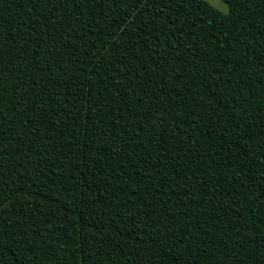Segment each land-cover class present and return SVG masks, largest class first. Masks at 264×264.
<instances>
[{"label": "trees", "instance_id": "obj_1", "mask_svg": "<svg viewBox=\"0 0 264 264\" xmlns=\"http://www.w3.org/2000/svg\"><path fill=\"white\" fill-rule=\"evenodd\" d=\"M226 3L0 0V264H264V0Z\"/></svg>", "mask_w": 264, "mask_h": 264}, {"label": "snow or ice", "instance_id": "obj_2", "mask_svg": "<svg viewBox=\"0 0 264 264\" xmlns=\"http://www.w3.org/2000/svg\"><path fill=\"white\" fill-rule=\"evenodd\" d=\"M225 2L230 3L231 0H225ZM198 4L203 10H205L209 14L216 12V8H215L213 0H198Z\"/></svg>", "mask_w": 264, "mask_h": 264}, {"label": "rangeland", "instance_id": "obj_3", "mask_svg": "<svg viewBox=\"0 0 264 264\" xmlns=\"http://www.w3.org/2000/svg\"><path fill=\"white\" fill-rule=\"evenodd\" d=\"M214 5L217 9H219L222 12L227 13L229 11V7L226 2L223 0H213Z\"/></svg>", "mask_w": 264, "mask_h": 264}]
</instances>
